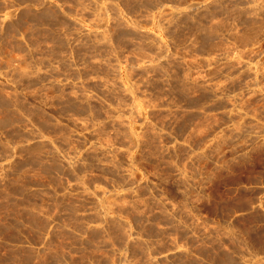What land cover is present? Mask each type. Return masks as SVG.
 Returning a JSON list of instances; mask_svg holds the SVG:
<instances>
[{"label":"rangeland","instance_id":"obj_1","mask_svg":"<svg viewBox=\"0 0 264 264\" xmlns=\"http://www.w3.org/2000/svg\"><path fill=\"white\" fill-rule=\"evenodd\" d=\"M264 0H0V264H264Z\"/></svg>","mask_w":264,"mask_h":264},{"label":"crops","instance_id":"obj_2","mask_svg":"<svg viewBox=\"0 0 264 264\" xmlns=\"http://www.w3.org/2000/svg\"><path fill=\"white\" fill-rule=\"evenodd\" d=\"M248 187L252 189L255 188L260 191L256 198L250 203L249 212H252V210H256L264 214V179H258L253 184H250Z\"/></svg>","mask_w":264,"mask_h":264}]
</instances>
